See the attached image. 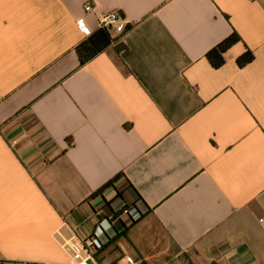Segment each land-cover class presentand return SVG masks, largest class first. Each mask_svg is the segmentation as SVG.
Here are the masks:
<instances>
[{"label": "crops", "instance_id": "crops-1", "mask_svg": "<svg viewBox=\"0 0 264 264\" xmlns=\"http://www.w3.org/2000/svg\"><path fill=\"white\" fill-rule=\"evenodd\" d=\"M112 12L124 33L80 67ZM135 202L105 248L140 233L170 264H264V0H0V264H72L97 210Z\"/></svg>", "mask_w": 264, "mask_h": 264}, {"label": "built area", "instance_id": "built-area-1", "mask_svg": "<svg viewBox=\"0 0 264 264\" xmlns=\"http://www.w3.org/2000/svg\"><path fill=\"white\" fill-rule=\"evenodd\" d=\"M93 11V5L88 3L85 6V12L91 13ZM123 23L124 21L122 16H120L117 12L107 13L99 20V26L101 29H108L110 32L115 29L119 35L123 34L125 31ZM77 24L81 31L86 32L81 19L77 22ZM101 211L102 209L97 210L98 222L94 227V230L86 239L68 241L66 243L72 252V264H101L96 255L99 251H102L105 248L107 243L111 241L108 234L110 232H116L114 226L119 221H123V216L127 217L130 223H134L141 220L142 216L146 213L140 202H135L134 204L128 206H110L109 212H104L105 214L103 213L102 216ZM128 264L139 263L132 262Z\"/></svg>", "mask_w": 264, "mask_h": 264}, {"label": "trees", "instance_id": "trees-1", "mask_svg": "<svg viewBox=\"0 0 264 264\" xmlns=\"http://www.w3.org/2000/svg\"><path fill=\"white\" fill-rule=\"evenodd\" d=\"M115 39H113L111 32L108 29L99 28L93 35L88 39L84 40L76 49L77 54L80 58V67L90 63L99 55L107 51L113 44ZM241 41V37L237 32H234L230 37L223 41L220 45L213 48L207 55L208 60L214 68H221L225 62L226 53L237 43ZM255 55L251 50L246 51L239 59L238 65L241 67L253 62ZM122 178V175H118L115 179L104 185L96 193L92 195V198L102 196L104 192L115 186V183ZM144 215L142 216V218ZM141 218V219H142ZM137 224V222L132 223L127 226L123 221H119L115 226L117 232L114 241H118L122 237H127L130 227ZM116 264V263H114Z\"/></svg>", "mask_w": 264, "mask_h": 264}, {"label": "rangeland", "instance_id": "rangeland-1", "mask_svg": "<svg viewBox=\"0 0 264 264\" xmlns=\"http://www.w3.org/2000/svg\"><path fill=\"white\" fill-rule=\"evenodd\" d=\"M150 237L136 233L134 241L127 242L121 240L116 245H109L105 248V257L108 263L128 264L135 261L134 256L138 254L140 258L147 260L149 264H170L168 263L167 252L163 247L156 246L155 241ZM115 244V243H114ZM111 263V264H112ZM139 263V262H137ZM139 264H145L144 262Z\"/></svg>", "mask_w": 264, "mask_h": 264}]
</instances>
